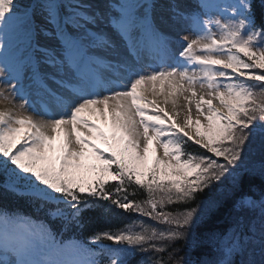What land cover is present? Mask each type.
<instances>
[{
  "label": "snow or ice",
  "instance_id": "6c2138e0",
  "mask_svg": "<svg viewBox=\"0 0 264 264\" xmlns=\"http://www.w3.org/2000/svg\"><path fill=\"white\" fill-rule=\"evenodd\" d=\"M0 101V264H264V0H0Z\"/></svg>",
  "mask_w": 264,
  "mask_h": 264
},
{
  "label": "trees",
  "instance_id": "16d2710c",
  "mask_svg": "<svg viewBox=\"0 0 264 264\" xmlns=\"http://www.w3.org/2000/svg\"><path fill=\"white\" fill-rule=\"evenodd\" d=\"M195 150V149H193ZM104 151V150H103ZM96 162V161H95ZM140 200L146 199L145 195H138L137 197ZM0 206L9 212H17L21 215L30 216L33 219H44L46 223H49L54 231H60L61 226L56 221H51L47 218L44 213L37 212L34 207L29 205L23 200H4L0 201ZM164 211H174L175 207L173 205L164 206ZM145 223L146 226H143ZM141 226L149 231L153 230L154 221L148 217L138 215L135 213H127L121 211L117 208H112L111 210L105 211L103 208L98 209L94 212L87 213L83 226L80 228H74L71 232L65 233L66 237H74L80 241L87 242L89 236L93 231H118V230H131V231H140L137 226ZM162 228V229H161ZM162 226L159 227V230L162 231ZM107 244V241H104ZM89 248L96 249L98 246L95 244H88ZM142 257H134V264H139Z\"/></svg>",
  "mask_w": 264,
  "mask_h": 264
},
{
  "label": "rangeland",
  "instance_id": "374dc122",
  "mask_svg": "<svg viewBox=\"0 0 264 264\" xmlns=\"http://www.w3.org/2000/svg\"><path fill=\"white\" fill-rule=\"evenodd\" d=\"M150 92V91H149ZM145 95H147L148 96V98L149 99H151L150 98V96L147 94V92L145 93ZM178 96H179V94H177ZM180 97V96H179ZM181 99H182V97H180ZM0 104H2V105H6V102H4V101H0ZM40 110H43V108L41 107L40 108ZM193 117L195 118V110H194V107H193ZM93 119H95L96 120V122L100 125V127L106 132V133H108V134H110L111 133V126H110V122H105L103 119H101V118H99V116H95V117H93ZM193 127H195V126H193ZM18 139H19V137H18ZM62 142V138H58L57 139V141H55L54 143L56 144V145H59L60 143ZM93 143H95L96 145H97V147L99 148V149H101L102 151L104 150V151H106V149H107V145L101 140V139H99V138H94L93 139ZM160 152L162 153V149L160 150ZM90 162H92V163H96L95 161H90ZM151 163H152V153L150 152V154H149V161H148V166L150 167L151 166ZM166 206V205H165ZM142 223L144 224L143 226H146L145 225V223L142 221ZM160 226H162L163 228H167V225L166 224H164V223H162V222H160V223H158V222H156V221H154V224H153V229L154 230H156V231H160L159 230V227ZM138 227V229H145V228H143L142 226H141V224H139V226H137ZM162 229V228H161ZM165 229H163V230H165Z\"/></svg>",
  "mask_w": 264,
  "mask_h": 264
},
{
  "label": "bare ground",
  "instance_id": "6f19581e",
  "mask_svg": "<svg viewBox=\"0 0 264 264\" xmlns=\"http://www.w3.org/2000/svg\"><path fill=\"white\" fill-rule=\"evenodd\" d=\"M147 94L150 96V98H153V96H152V93L151 92H147ZM177 97H178V104H179V102L182 100L178 95H177ZM157 99H158V101H160V102H162V98H159V97H157ZM6 105H2V104H0V108H2V107H5ZM171 106V100L169 101V107ZM183 115V113L181 114V116Z\"/></svg>",
  "mask_w": 264,
  "mask_h": 264
}]
</instances>
